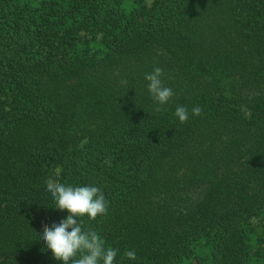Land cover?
<instances>
[{
  "label": "trees",
  "instance_id": "16d2710c",
  "mask_svg": "<svg viewBox=\"0 0 264 264\" xmlns=\"http://www.w3.org/2000/svg\"><path fill=\"white\" fill-rule=\"evenodd\" d=\"M48 178L103 191L114 264H264V0H0V264H63Z\"/></svg>",
  "mask_w": 264,
  "mask_h": 264
},
{
  "label": "clouds",
  "instance_id": "9594fccd",
  "mask_svg": "<svg viewBox=\"0 0 264 264\" xmlns=\"http://www.w3.org/2000/svg\"><path fill=\"white\" fill-rule=\"evenodd\" d=\"M162 75L163 70L160 67H155L153 72L145 74V79L149 81L148 91L154 102L160 106L167 104L174 95L173 90L163 84L160 78ZM162 110V107L156 108L157 112ZM201 112L199 106L192 109L194 116H199ZM175 115L181 123H185L188 120V109L179 105ZM105 163L110 161L106 160ZM59 171L58 168L57 173ZM46 185L47 191L55 201V208L70 213L59 224L45 225L40 235L53 257L63 261V264H101V261L102 264H114L118 249L108 247L105 250V242L100 235L95 230L85 231L82 221L77 219L88 216L89 219L95 220L98 216L107 214L108 204L103 191L96 186H66L53 178H48ZM124 255L129 259H136L134 250H126Z\"/></svg>",
  "mask_w": 264,
  "mask_h": 264
},
{
  "label": "rangeland",
  "instance_id": "374dc122",
  "mask_svg": "<svg viewBox=\"0 0 264 264\" xmlns=\"http://www.w3.org/2000/svg\"><path fill=\"white\" fill-rule=\"evenodd\" d=\"M155 0H147L149 5H152L154 3ZM253 224L255 225L256 229L259 232H263L264 231V219L263 218H258L256 220H254Z\"/></svg>",
  "mask_w": 264,
  "mask_h": 264
}]
</instances>
